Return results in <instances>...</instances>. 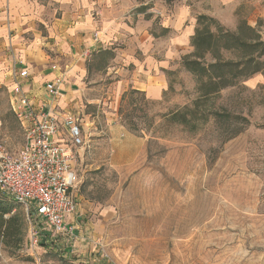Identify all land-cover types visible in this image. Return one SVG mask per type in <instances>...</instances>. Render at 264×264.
Wrapping results in <instances>:
<instances>
[{
  "label": "rangeland",
  "instance_id": "obj_1",
  "mask_svg": "<svg viewBox=\"0 0 264 264\" xmlns=\"http://www.w3.org/2000/svg\"><path fill=\"white\" fill-rule=\"evenodd\" d=\"M242 24L226 31L238 33ZM110 60L108 54L103 61ZM89 61V118L85 144L73 150L79 182L72 191L82 198L85 248L66 258L53 249L33 253L26 225L19 251L0 245V264H264V82L250 89L247 79L238 80L193 129L165 118L199 97L198 79L186 69L190 75L163 101L128 91L115 105L106 93L114 80L100 73L104 63ZM95 97L102 103H88ZM112 138L124 146L116 150ZM0 143L14 157L25 146L5 90Z\"/></svg>",
  "mask_w": 264,
  "mask_h": 264
},
{
  "label": "crops",
  "instance_id": "obj_2",
  "mask_svg": "<svg viewBox=\"0 0 264 264\" xmlns=\"http://www.w3.org/2000/svg\"><path fill=\"white\" fill-rule=\"evenodd\" d=\"M200 16L216 19L225 29L246 23L264 42V0H0V90L7 92L11 111L13 70L22 61L15 68L28 71L24 91L34 106H49L60 123L67 116L78 118L85 140L83 123L89 117L83 114L84 97L93 67L89 59L102 61L100 73L114 80L106 93L115 105L128 91L151 103L163 101L173 85L181 86L183 75H190L182 60L194 53ZM108 54L111 60L105 63ZM57 78L64 79L60 99L46 92V84ZM262 82L264 71L244 86L255 89ZM110 130L113 134L114 127ZM112 139L116 150L124 146L121 139ZM81 199L75 200L72 218L75 236L48 237L42 249L66 258L85 248Z\"/></svg>",
  "mask_w": 264,
  "mask_h": 264
},
{
  "label": "built area",
  "instance_id": "obj_3",
  "mask_svg": "<svg viewBox=\"0 0 264 264\" xmlns=\"http://www.w3.org/2000/svg\"><path fill=\"white\" fill-rule=\"evenodd\" d=\"M22 64L18 60L15 67ZM15 67L10 109L22 128L26 144L14 157L0 143V192L23 208L29 247L35 253L48 237L72 238L76 234L72 218L77 203L72 191L79 178L74 169L73 150L85 142L78 118L67 116L60 123L49 106H34L24 91L28 71L17 72ZM63 83L62 78L48 82L47 94L60 99Z\"/></svg>",
  "mask_w": 264,
  "mask_h": 264
},
{
  "label": "trees",
  "instance_id": "obj_4",
  "mask_svg": "<svg viewBox=\"0 0 264 264\" xmlns=\"http://www.w3.org/2000/svg\"><path fill=\"white\" fill-rule=\"evenodd\" d=\"M192 45L194 53L182 61L185 69L198 79L199 97L192 107L185 106L165 118L183 126L192 125L196 129V123L207 118V105L217 96L236 85L238 80L249 79L264 71V42L259 31L246 23L235 33L226 31L213 18L200 16ZM228 52L234 54V58L225 59L224 54ZM216 116L226 120L235 119L232 115ZM6 199L9 200L6 197L0 199V245L19 251L26 236L25 213Z\"/></svg>",
  "mask_w": 264,
  "mask_h": 264
}]
</instances>
